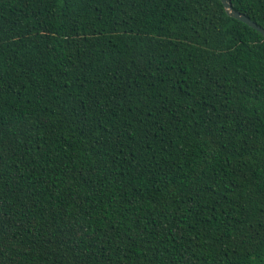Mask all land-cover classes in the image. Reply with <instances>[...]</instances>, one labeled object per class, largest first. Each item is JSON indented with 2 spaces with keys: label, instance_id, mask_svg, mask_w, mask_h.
Wrapping results in <instances>:
<instances>
[{
  "label": "trees",
  "instance_id": "1",
  "mask_svg": "<svg viewBox=\"0 0 264 264\" xmlns=\"http://www.w3.org/2000/svg\"><path fill=\"white\" fill-rule=\"evenodd\" d=\"M0 264H264L263 35L220 0H0Z\"/></svg>",
  "mask_w": 264,
  "mask_h": 264
},
{
  "label": "water",
  "instance_id": "2",
  "mask_svg": "<svg viewBox=\"0 0 264 264\" xmlns=\"http://www.w3.org/2000/svg\"><path fill=\"white\" fill-rule=\"evenodd\" d=\"M225 12L227 15L247 24L249 27H252L253 29H255L256 31H258L259 33H261L264 37V29H262L260 26H258L256 23L252 22L248 17H246L245 15L235 11L229 0H220Z\"/></svg>",
  "mask_w": 264,
  "mask_h": 264
}]
</instances>
